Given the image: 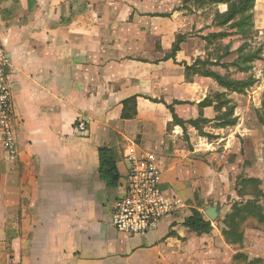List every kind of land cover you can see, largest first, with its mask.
I'll list each match as a JSON object with an SVG mask.
<instances>
[{"label": "crops", "instance_id": "crops-1", "mask_svg": "<svg viewBox=\"0 0 264 264\" xmlns=\"http://www.w3.org/2000/svg\"><path fill=\"white\" fill-rule=\"evenodd\" d=\"M183 11L184 0H0L17 145L15 158L0 147V264H264L261 111L250 121L236 115L227 94L248 89L187 72L217 62L207 50L211 35L231 23L209 33L198 23L195 38L185 23H168ZM178 37L181 50L168 60ZM128 101L137 114L123 119ZM80 119L86 132L76 129ZM226 121L235 125L222 127ZM249 139L255 149L246 148ZM133 145L155 157L165 194L185 207L157 231L127 236L113 215L127 192ZM102 148L115 158V188L101 174ZM194 211L211 223L210 234L185 226Z\"/></svg>", "mask_w": 264, "mask_h": 264}, {"label": "rangeland", "instance_id": "rangeland-1", "mask_svg": "<svg viewBox=\"0 0 264 264\" xmlns=\"http://www.w3.org/2000/svg\"><path fill=\"white\" fill-rule=\"evenodd\" d=\"M190 0H184V11L180 13L175 21H168V23H185V31L187 35H194L195 38L198 37L199 30L197 29V24L201 23L204 25L206 33H209V30L218 32L225 31L221 33H227L228 31H232L231 37L224 39L219 36L216 38H212L211 42L208 45V51L211 55V58H214L218 63L225 62V65L236 64L238 67H230L229 69H223V64H218L216 67L217 73L224 74L226 72V78L229 76L233 79H245L243 81L252 80L254 85L248 88V91L243 95H233L228 93L227 97H229L233 102L237 105L236 115L246 116L250 121L254 117V113L256 108L261 111V118L264 121V0H258L257 4L253 11L248 13L246 16H238L231 24V26L224 27L221 30L219 29L221 26L215 23H221L225 21L232 9H234L233 5H237L239 0H228L227 3L221 5H207L204 6L198 5V3H191ZM246 19V20H245ZM206 23H210V26L207 27ZM214 23V25L212 24ZM237 23H248L244 29V35L237 34L239 29H233L232 25ZM207 28H210L209 30ZM191 44V43H190ZM191 46H187L185 50H190ZM206 48H203L200 53L202 56L206 55L208 51ZM231 54V55H230ZM224 61L221 59L224 56H228ZM248 56H253V62L248 64L239 62V58H246ZM239 62V63H238ZM249 68L248 74L242 75L239 74L240 67ZM228 73V74H227ZM218 94H215L216 96ZM262 137L258 142L257 149L259 158H261V172L264 175V125L261 130ZM208 142H214L211 139L205 141V144ZM233 147V144H231ZM255 144L252 140H247L246 148L248 150L255 149ZM223 145L215 146L216 152L218 150L223 149ZM252 153V152H251ZM250 153V154H251ZM255 155V151H254ZM255 162V161H254ZM254 162H248L245 164V167L248 169H252L254 167ZM246 175H250V172L245 173ZM162 187V186H161ZM163 190V188H162ZM164 191V190H163ZM165 192V191H164Z\"/></svg>", "mask_w": 264, "mask_h": 264}, {"label": "built area", "instance_id": "built-area-1", "mask_svg": "<svg viewBox=\"0 0 264 264\" xmlns=\"http://www.w3.org/2000/svg\"><path fill=\"white\" fill-rule=\"evenodd\" d=\"M10 60L0 38V147L11 157L17 156L13 88L9 81ZM79 133L87 131L85 120L76 124ZM129 166L126 195L118 202L113 226L124 235H146L157 231L163 221L185 207L162 190V172L153 155L141 152L136 145L125 154Z\"/></svg>", "mask_w": 264, "mask_h": 264}, {"label": "trees", "instance_id": "trees-1", "mask_svg": "<svg viewBox=\"0 0 264 264\" xmlns=\"http://www.w3.org/2000/svg\"><path fill=\"white\" fill-rule=\"evenodd\" d=\"M190 1H194V2L198 3V5L204 6L205 4H207V5H221V4L227 3L228 0H190ZM256 1L257 0H239V3L237 5H233L234 9H232L229 17L225 21H222L221 23H216V24H218L221 27L227 26V24H229V23L233 24L232 22L238 16H246V15H248V13L253 11V9L255 8ZM247 24L248 23H237V24L232 25V28L233 29H239L237 34L244 35V33H245L244 29H245ZM219 36L224 37L226 35L224 33L220 34V35H211V37H213V38H216ZM184 39H185L184 37H178L177 43L173 49V53L171 56H169L167 58L168 60L169 59H174V60L176 59L178 52L181 50V44L183 43ZM253 58H254L253 56H248L246 58L241 57V58H239V62L241 61L242 63H244V66H245V64L253 62ZM208 64L210 66H218V64H220V63L216 62V63L210 64V63L197 62L196 64H194L191 67L186 66V70H187V72L202 71L203 72V73H201L202 75H204L206 77H212L222 87L227 88L229 90H233L234 92H238V93H244L246 89H248L254 85V82L252 80L242 81V82L230 81V80L226 79L225 77H222L219 74L214 73V72L210 71L209 69H207ZM223 66H226V65H223ZM235 67H238L237 63L235 64ZM202 68H203V70H202ZM240 70L243 72H249L250 69L247 67L244 68L241 66ZM221 97H222V95H217L216 98L220 99ZM129 104H131V106ZM132 104H134V101L125 102L123 119H132L136 116L137 113H136V110ZM207 104H209V101H205L202 105H207ZM167 107L171 111V113L173 114V118H174L175 123H181V121L176 116L174 106H167ZM218 108H221V107L218 106ZM199 123H206V121L201 120L198 122H192V124L197 128H200ZM261 123L264 125V121L262 120V118H261ZM233 125H235V121L234 122L226 121V122L222 123L221 126L226 127V126H233ZM99 156H100L102 177L108 182L110 188H115L118 185V181H119L120 176H119L118 169L116 167V162H115L113 152L109 148H102L99 150ZM261 196L264 197V193H261L259 195V197H261ZM185 226L187 228H189L190 230L197 232L199 234H210L213 230L211 223L209 221H207L205 219L204 215L198 211H194L193 216L188 218L185 221Z\"/></svg>", "mask_w": 264, "mask_h": 264}, {"label": "water", "instance_id": "water-1", "mask_svg": "<svg viewBox=\"0 0 264 264\" xmlns=\"http://www.w3.org/2000/svg\"><path fill=\"white\" fill-rule=\"evenodd\" d=\"M206 214L212 221L216 220L217 218V212L215 208L209 209Z\"/></svg>", "mask_w": 264, "mask_h": 264}]
</instances>
